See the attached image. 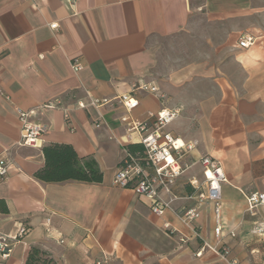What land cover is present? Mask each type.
I'll return each mask as SVG.
<instances>
[{"label": "crops", "instance_id": "0c3cea01", "mask_svg": "<svg viewBox=\"0 0 264 264\" xmlns=\"http://www.w3.org/2000/svg\"><path fill=\"white\" fill-rule=\"evenodd\" d=\"M244 33L255 38L248 47L238 46ZM73 58L82 62L77 72ZM141 83L164 98L131 92ZM124 93L137 102L130 110L117 98ZM102 98L109 102L89 103ZM17 108L46 128L36 145L19 144ZM162 108L177 110L165 129L194 143L163 195L176 209L197 205L200 189L190 180L204 179L199 158H218L226 176L219 237L212 203L198 205L190 227L111 183L138 142L120 117L150 124L148 113ZM51 142L92 157L101 182L34 177ZM5 150L12 162L0 178V235L27 231L0 264H25L32 247L52 264H228L208 248L196 256L203 241L228 246L235 264H264V233L252 232L264 222V204L248 210L245 200L264 192V0H0V155Z\"/></svg>", "mask_w": 264, "mask_h": 264}, {"label": "built area", "instance_id": "2783aa9c", "mask_svg": "<svg viewBox=\"0 0 264 264\" xmlns=\"http://www.w3.org/2000/svg\"><path fill=\"white\" fill-rule=\"evenodd\" d=\"M51 28H56V23L49 24ZM255 38L248 34H242L238 39V46L248 47L254 42ZM70 67L74 72L82 68V62L79 58L70 60ZM145 90L151 92L160 99L164 95L158 91L155 86L147 84H135L131 92L135 90ZM118 100L123 103L127 110L136 105V100L132 99L129 93L119 95ZM109 99H91L90 104L99 107L108 103ZM83 106L82 103L78 104ZM46 107H52V104H46ZM18 120L21 127V136L19 144L36 145L46 128L35 122L28 120L29 112L16 109ZM67 117V114H65ZM150 124L147 121H139L131 118L128 114L120 117V121L126 124V133L129 138L133 133L138 134V142L142 150L131 153L126 150L124 157L113 172L111 183L121 188H130L136 194L145 197L149 201L151 213L161 215L165 210H171L177 218L185 225L192 227L193 221L199 218L200 212L198 205L202 202H210L214 206V215L216 225L214 234L216 237L221 235L222 226L219 222L221 210V184L226 181V176L221 166L220 160L211 155H201L199 162L204 169V179L202 182L196 179L190 180V184L200 189L197 193V205L176 209L172 206L174 198L164 197L163 194H170L171 187L177 177L184 171L187 163L186 155L194 148L193 142H185L167 131L166 126L177 116L176 109L162 108L157 112H149ZM10 156L5 150L0 155V178H6L11 165ZM245 200L247 209L252 210L258 205L264 204V192H251L246 194ZM50 218L45 220V229L49 231ZM27 231V228L21 225L16 235L12 238L0 235V253L1 256L8 255L16 241L20 239ZM253 233H264V222L259 221L252 227ZM63 242V240H60ZM204 248L211 249L217 253L219 258L228 264H235L229 260L230 248L226 245H211L203 241L202 246L195 253L200 256ZM99 263V262H97Z\"/></svg>", "mask_w": 264, "mask_h": 264}, {"label": "trees", "instance_id": "16d2710c", "mask_svg": "<svg viewBox=\"0 0 264 264\" xmlns=\"http://www.w3.org/2000/svg\"><path fill=\"white\" fill-rule=\"evenodd\" d=\"M129 152L141 151L139 142L128 145ZM44 158L42 167L34 172V177L44 182H62L67 180L98 183L102 180L96 161L90 156H79L68 143L51 142L42 145ZM25 264H52L45 253L32 247Z\"/></svg>", "mask_w": 264, "mask_h": 264}]
</instances>
